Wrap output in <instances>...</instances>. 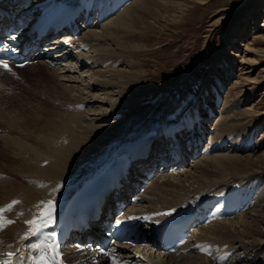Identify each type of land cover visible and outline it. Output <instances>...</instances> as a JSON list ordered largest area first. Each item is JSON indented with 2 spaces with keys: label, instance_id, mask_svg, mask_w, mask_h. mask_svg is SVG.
<instances>
[{
  "label": "bare ground",
  "instance_id": "1",
  "mask_svg": "<svg viewBox=\"0 0 264 264\" xmlns=\"http://www.w3.org/2000/svg\"><path fill=\"white\" fill-rule=\"evenodd\" d=\"M62 1L36 0L38 2L36 12L39 11L37 14L41 13L42 15L52 10L57 4H60V8L69 10V7H65ZM65 1L69 5L74 4L71 0ZM81 1L86 2L87 0ZM91 2L105 11L98 13V15H102L98 24L111 15L103 22L100 29L98 28L100 24L98 25L96 21H93L91 28L85 31L82 36L69 42L67 47H64L65 51L63 54L58 53L54 58L50 55L25 67L15 68V71H23L28 67L46 66L47 69L52 70L50 72L51 77L56 78L57 84L53 82L58 85L56 86L58 87V89L56 88L57 91L55 87L52 89L53 91L55 90L56 98L49 103V106L52 105V109L56 111L46 109V112H52L50 115L52 119H50L48 113L49 118L44 117L46 114L44 112L41 117L39 115V107L34 108L37 105L35 103L36 105L33 108L34 110L37 109L35 110L37 112L34 111L37 113L34 121L36 127L34 130L31 129L32 131L28 134H23L26 131L20 128L23 124L20 123V120L23 118L17 119L19 117L15 115L17 111L13 105L4 107L2 105L6 101L1 103L13 89V86H9L14 83V80L18 79L17 76L22 75H16L15 73H3L2 75L0 107L3 109H0V140L4 143V146H2L5 147V151L11 150L14 154L10 158V160L12 159V162L10 161L11 165L8 164L2 171L11 173L16 179L6 178L0 184V209H3V211H0V264H17L20 259L27 257V246H25V243L28 241L34 226L26 222L42 215L47 209L48 202L53 205V219L57 215L58 210L64 207L71 193L88 176L98 173L116 152L132 149L137 146L139 141L151 142L154 136L161 132V126L164 127V132L176 131L183 134V128L186 125H191V119L194 118L200 122L201 120L206 121V119H199L198 116L200 114H197L195 110V112H189L181 121L173 120L174 122L166 123L167 126L157 123L146 133L139 137L131 138V140H127L128 138L126 137L117 139L116 135L119 134L121 129L120 126L118 128L115 126L117 122L123 121L124 117H121L119 121H115L113 118H116V116H121L125 112V119H129L130 115H132L138 122L142 120L149 122L147 115L150 113L143 110L138 111L137 106L141 104H135V102L130 101L131 98L128 100L129 95L138 92L136 87L138 84L136 82L138 80L143 82L141 77H144V75L137 76L139 71L133 70L136 66H133L132 58H139L138 49L146 48L137 39H142L156 29L149 26L148 19L152 17L166 18L168 16L160 12V10H165L168 1L92 0ZM175 4L179 10L182 9L180 2ZM171 16L175 17L174 19L176 20L180 17L177 12ZM149 29L154 30L148 31ZM252 36L248 38L249 41L244 50L245 54L242 55L240 63L243 73H252L254 69L251 67L259 64L257 49L254 46L258 40H256L254 35ZM260 40L264 42V34ZM235 45L238 46V42ZM241 45L244 46L243 42ZM64 55H66V59L59 63V58H63ZM231 55L237 56L233 51ZM126 69L132 70L127 71ZM220 70H215L219 74H214L215 72H213L212 75L218 79V83L222 88L225 84V78L222 79L221 74L225 76V73ZM1 72L3 70L0 68ZM4 78H6V81H3ZM208 85L206 82L204 86L207 87ZM51 86L53 87V85ZM98 88L99 90H112H110L111 92L107 90L108 93L106 94L108 97L105 98L101 97L98 92L92 93V90H97ZM116 88L119 89V94L122 97L119 101L113 98ZM88 89L90 93L85 92ZM30 92L32 91L30 90ZM46 94L45 92L42 95L46 96ZM42 95L41 99H43ZM30 96L32 97V94ZM219 96L221 98V94ZM205 97L206 94H204ZM38 98L40 99V97ZM25 102H23V105ZM94 104H97V107H94ZM17 105L15 103V106ZM23 105L19 110L25 113L27 108ZM233 105L237 106L238 104L234 102L232 107ZM88 106L90 108L86 109ZM142 107L145 106L142 104ZM232 107L225 108L224 106L221 117L217 120L215 127L211 125L207 129V126L205 127L199 122L193 132H185L187 136H184V139L177 137L183 143L195 141L196 144H199L208 133H211L210 137L213 139L201 153L203 157L196 159L194 165L190 169L187 168L188 171H185V169V172L180 170L173 173L169 172L168 169V172H163L156 178L153 177L151 185L138 194L139 204L132 207L135 209L134 215L139 213L143 215L151 211L155 212L165 209L174 211L185 208L189 210L199 207L202 202V208L203 210L207 209L205 211L210 219L208 224L202 223L203 227L199 228L192 242L184 244L178 252L165 254L164 251L159 252L144 248L139 250L144 256L143 260H140L135 256L134 251L129 249L126 252V256L130 261L135 260V264H237L239 262L243 263V261H249L244 264H257L258 262L264 264V256H259L258 253V251L264 252V209H260L264 200L260 198V195L258 197L253 196H256L254 192L256 187H251L252 184H248L247 189L244 188L246 179L263 177L264 152L255 154L257 151L253 152L252 148H250L245 153L246 146L243 148L239 144L240 140L230 138V130L232 131L233 128V130L237 129L235 123L232 122L234 117L230 113ZM30 109L32 110L31 107ZM130 109L134 110L129 112L128 110ZM206 109H208L207 112L210 113L211 118L215 114L213 108L206 104ZM256 112L257 110L247 109L246 113H254L255 115ZM142 114L144 117H141ZM27 130L29 131V129ZM181 133L179 136H181ZM229 138L234 143L228 147L227 140ZM125 139L124 143L126 144L118 146L120 143L118 141ZM189 143L183 149L184 156L187 158L192 155L187 150ZM230 149L231 151L237 150V153L232 154ZM220 151L223 152L220 153ZM199 152L198 148L193 153L194 156H200ZM16 157H18V160H15L17 159ZM182 165L183 161L180 162L178 168ZM83 170L85 171L81 174ZM146 172L144 170L143 174ZM176 174L180 175L176 177ZM21 175H27L29 178L22 180ZM232 182L241 184V188H235L233 193L232 190L228 191L225 190L227 189L226 187L224 188L225 184ZM254 182L256 183V181ZM211 197H214L218 203H223V198L225 197L230 199L229 203L233 200L237 202L226 211L218 209L216 214L213 213L217 217L213 216L211 218L212 215L209 211L211 209L209 206ZM14 201L17 203H13ZM9 205H11V208L8 207ZM262 208H264V204ZM6 210H9V213L4 215L3 212ZM236 212L239 215L237 214L233 217ZM225 214H227V217H222ZM165 216H158L154 219L160 221ZM8 221H12V223L9 224ZM256 246L258 250H255L254 247ZM213 248H216L214 249L215 252H213ZM252 248L254 249L252 250ZM202 249H207V251ZM9 253H15V257H13L14 255L9 256ZM76 255L73 251L70 254L68 253V257Z\"/></svg>",
  "mask_w": 264,
  "mask_h": 264
},
{
  "label": "rangeland",
  "instance_id": "2",
  "mask_svg": "<svg viewBox=\"0 0 264 264\" xmlns=\"http://www.w3.org/2000/svg\"><path fill=\"white\" fill-rule=\"evenodd\" d=\"M167 1L168 4L165 10H160V12H163L168 16L166 18L157 16L158 18L152 17L148 19L149 26H152L151 28L156 29H149L148 31L154 30V32L147 34L142 39H137V41H141L142 45H145L146 48L138 49L139 58H132L134 64L132 65L134 67L136 66L133 70H138L140 72L139 73L138 71H136L138 72L137 76L144 75V77H141V80H143V82H140V80L136 82L138 84V86H136L138 88V92L129 95L128 100H130L131 98L130 101L135 102V104H141L137 106L138 111L143 110L147 111V113H150L148 114L149 116L147 115V120L149 122H147L146 120H142L139 121V123L132 117V115H130L132 118L130 117L129 119H125V112L121 116H116V118H113V120L115 121H119L121 117H124L123 121L117 122L115 126L116 128L120 126L121 129L119 131V134L116 135L117 139L126 137L128 138L127 140H131V138L139 137L140 135L146 133L151 127L157 125V123L159 124V122L156 121H160L161 123L162 121L165 123H168L170 121L174 122L173 120L181 121L187 116L189 112H195V110H197L198 113L204 112L203 110L205 105L201 100H206L209 104L211 103L213 107H211L210 105L209 106L213 108L215 114L211 116L213 118H210L206 121L201 120V122L198 121V123L200 122V124L205 125V127L207 126V129L210 128L211 125L212 127H215L217 120L221 117V112L223 111L224 106L225 108H230L232 107V103L236 102L238 105H235L236 107L233 105L234 108L232 107L233 109H230V113L234 116L232 122L235 123L238 130L236 128V130H233L234 128L232 129L233 132L230 130V138L240 140L239 144H241L243 148H245L246 146L245 153L248 152L250 148H252L251 150L253 152L257 151L255 154H261V152L263 153L264 42H262L260 39L264 34V0ZM177 2L181 3L182 9H178L175 4ZM176 12L178 15H180L177 20L174 19L175 17L173 18V16H171ZM102 24L99 25V29ZM252 35H254L256 37V40H258L256 41L254 46L255 49H257L256 51L259 64H253L254 66L251 67L252 69H254L252 73H243L241 70L242 65H240V63L242 60V55L245 54L244 50L247 47V43L249 41L248 38L253 37ZM237 42L238 46L235 45ZM242 42L244 46L241 45ZM232 51L237 54V56H232ZM250 56L253 57L252 55ZM219 69H221L220 71H224L226 76L225 77L223 76V74H221V78H225V84L222 88L218 83V79L214 75H212L215 70L218 71ZM126 70L130 71L132 69ZM50 72H52V70L47 69L46 66H39L34 68L28 67L23 71H18L16 75L20 74L22 76H17L18 79L14 80V83L9 86H13L11 93H9L8 96L1 101V103L6 101L4 105L1 104L4 107L10 105H13L15 107V110L17 111L15 115L19 117L17 119L20 120L21 118H23L22 120H20V123H23L20 128L26 130L23 133L25 135L34 130V128L36 127V123H34V121L37 117V113H35L37 112L35 111L37 109L34 110V108L39 107V115L41 117L43 115V112L44 114L48 113L49 116L51 115L52 112H46V109L56 111L52 109V105L49 106V103L52 102L51 100L56 98V94L54 92L58 89V87H56L58 86L56 85V78H54L53 76L51 77ZM216 73L218 72H215L214 74ZM49 77L51 80L49 79ZM47 80H49L50 82ZM3 81H6V78H4ZM206 82L209 84V87L204 86ZM39 84L42 86H40ZM51 85H53V87ZM43 87L44 89H42ZM54 87L55 90L53 91L52 89H54ZM30 90L32 92H30ZM44 90H46V96L42 95L45 94ZM107 90L111 92L110 90L112 89L99 90L98 88L97 90H92L93 92H91H98L101 97L106 98L108 97L106 94L108 93ZM85 92H89V89L85 90ZM36 93L38 94L36 95ZM202 93L206 94V99L204 98V94ZM29 94H32V97ZM33 94L35 95L33 96ZM220 94L221 98L219 96ZM41 95L43 96L42 98L45 99L44 101L43 99H41ZM15 97L17 100L15 99ZM38 97H40L41 100ZM113 98L114 100L117 99L118 101L122 99L121 95L119 94L118 88L115 89ZM23 102H25L24 105ZM15 103L16 105H18L15 106ZM26 103L28 104L25 105ZM142 104L145 107H142ZM22 105L27 108L25 110V113L20 112L19 110L21 109L20 107H22ZM34 105L36 106L34 107ZM30 107L32 108V110L30 109ZM94 107H97V104H94ZM89 108L90 107L88 106L86 109ZM0 109L3 108L0 107ZM247 109L257 110V112L255 113V115L254 113H246ZM132 110L134 109H130L128 111L131 112ZM207 110L208 109L205 110V112L207 113L205 115H210ZM46 114L44 117L49 118L48 114ZM51 117L52 116H50V119H52ZM141 117H144V115L142 114ZM161 125L164 124L162 123ZM27 129H29V131ZM210 134L208 133V141L204 143L202 149H204L207 144L213 139L212 137H210ZM230 138L227 140L228 147L234 143L230 141ZM124 141H126V139L118 142H120L119 144H122V142L124 143ZM1 142L2 141L0 140V184L3 179L6 178L16 179L15 176L11 173L2 171L3 168H6L8 166V164L11 165L12 159L10 160V158H12L11 155L14 154L11 152V150L5 151V147H3L4 143ZM191 146H194V143ZM242 147L241 149H243ZM236 151L233 150L231 151V153L234 154ZM221 152L223 151H220V153ZM201 157H203L202 154H200V156L197 158H188L186 164L181 168H177L176 171L178 172L181 170L183 172L185 169V171H188L187 168L190 169L191 166L194 165V161H196V159H200ZM16 158L17 159L15 160H18V157ZM84 171L85 170H83L81 174ZM179 175L180 174H176V177H178ZM21 176L22 180L28 177L27 175ZM254 181H256V183ZM245 182V189H247V186L252 184L251 187H256V190H254L256 196H253L258 197L260 195V198L264 200V175L261 178L246 179ZM227 184H223L224 188H227L225 190H232V193L233 191H235V188H241V184H239V182H232ZM263 204L264 201L261 204L260 209H264L262 208ZM8 213L9 210L3 212L4 215H7ZM254 248L255 250H258L257 246ZM254 248H252V250ZM214 249L216 248H213V252H215ZM258 253L259 256H264V252L258 251ZM228 260L230 259L228 258ZM245 262L246 261H243V263L239 262L237 264H244ZM257 264L263 263L258 262Z\"/></svg>",
  "mask_w": 264,
  "mask_h": 264
},
{
  "label": "snow or ice",
  "instance_id": "3",
  "mask_svg": "<svg viewBox=\"0 0 264 264\" xmlns=\"http://www.w3.org/2000/svg\"><path fill=\"white\" fill-rule=\"evenodd\" d=\"M0 66L4 67L6 70L11 71L10 67L4 62L0 61ZM17 203V202H13ZM11 208V205L8 206ZM52 209L53 205L51 202H48L47 209L40 215L38 218H34L32 220L27 221L26 223L33 225L34 228L31 230L32 234L35 235L36 233H39L42 228L47 227L49 222L52 221ZM0 211H3V209H0ZM8 223H12V221H8ZM52 235H55V233H52ZM32 247H35L37 249H40L42 245L40 243L31 245ZM49 248L52 247V245H48ZM204 251H207V249H202ZM9 256L14 255V253H9ZM38 260L41 262V264H44L46 261V257L44 255H40L38 257ZM113 264H119L118 261L115 260V257H113Z\"/></svg>",
  "mask_w": 264,
  "mask_h": 264
}]
</instances>
